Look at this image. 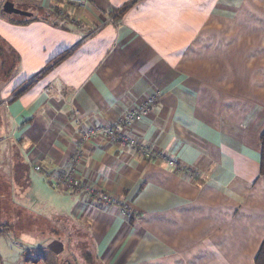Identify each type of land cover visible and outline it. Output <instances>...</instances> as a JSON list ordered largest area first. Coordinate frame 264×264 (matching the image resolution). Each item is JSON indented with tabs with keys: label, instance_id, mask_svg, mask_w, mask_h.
<instances>
[{
	"label": "crops",
	"instance_id": "0c3cea01",
	"mask_svg": "<svg viewBox=\"0 0 264 264\" xmlns=\"http://www.w3.org/2000/svg\"><path fill=\"white\" fill-rule=\"evenodd\" d=\"M10 1L32 15L0 11V57L5 40L21 65L0 92V264H256L264 7ZM151 93L156 105L129 130L155 154L98 138L79 165L135 214L54 187L77 140L73 108L111 124Z\"/></svg>",
	"mask_w": 264,
	"mask_h": 264
},
{
	"label": "built area",
	"instance_id": "2783aa9c",
	"mask_svg": "<svg viewBox=\"0 0 264 264\" xmlns=\"http://www.w3.org/2000/svg\"><path fill=\"white\" fill-rule=\"evenodd\" d=\"M65 2L77 6L84 7L90 0H64ZM158 93H151L144 102L137 106L126 109L111 124H90L87 123L79 108L72 109V119L76 129L77 140L68 164L60 168L55 174H52L51 182L57 189L79 192L90 201L96 204H104L107 206H117L123 216H131L135 214L134 209L125 201H122L116 195H113L102 188L96 187L92 182L86 180L80 175L79 165L85 155V146L98 138H105L108 141L117 143L126 148H132L140 154L152 156L155 153L144 145L130 132L133 125L143 121L152 108L156 105ZM171 164L176 166V160H170ZM34 168L40 170V162H36Z\"/></svg>",
	"mask_w": 264,
	"mask_h": 264
},
{
	"label": "rangeland",
	"instance_id": "374dc122",
	"mask_svg": "<svg viewBox=\"0 0 264 264\" xmlns=\"http://www.w3.org/2000/svg\"><path fill=\"white\" fill-rule=\"evenodd\" d=\"M4 2H3V0H0V11L2 9ZM18 4H20V3H18ZM18 4H17V7H18ZM252 5L264 7V0L252 1ZM4 14L5 15H17V14H8V13H4ZM6 45L7 44L4 40L3 51H4L5 55L3 57H0V92L10 90V87L12 86L11 82H12L13 78L15 77L17 70L21 66L20 64L16 65V63H14V59L11 57V54H10L11 48H9ZM34 74L35 75L33 78H36L37 76H39L38 73H34ZM30 81H28V82H30ZM14 82H17V81H14ZM22 226L18 225V228L23 229Z\"/></svg>",
	"mask_w": 264,
	"mask_h": 264
},
{
	"label": "trees",
	"instance_id": "16d2710c",
	"mask_svg": "<svg viewBox=\"0 0 264 264\" xmlns=\"http://www.w3.org/2000/svg\"><path fill=\"white\" fill-rule=\"evenodd\" d=\"M2 13H5V12H2ZM65 53H62V55H64ZM19 88H20V86L15 90H18ZM261 143H262V152H261L262 159H261L260 170H261V173H264V132L262 133V136H261ZM255 262H256V264H264V241L260 247L258 254L256 255Z\"/></svg>",
	"mask_w": 264,
	"mask_h": 264
},
{
	"label": "water",
	"instance_id": "95a60500",
	"mask_svg": "<svg viewBox=\"0 0 264 264\" xmlns=\"http://www.w3.org/2000/svg\"><path fill=\"white\" fill-rule=\"evenodd\" d=\"M3 12L8 14H19L23 16H31L32 13L30 11L23 10L21 8H18L13 1L6 0L3 3L2 7Z\"/></svg>",
	"mask_w": 264,
	"mask_h": 264
}]
</instances>
